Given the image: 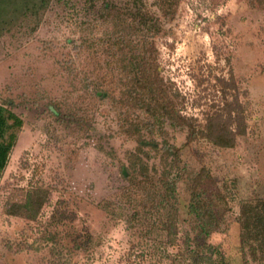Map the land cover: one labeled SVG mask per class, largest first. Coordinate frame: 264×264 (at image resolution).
Masks as SVG:
<instances>
[{
  "label": "rangeland",
  "instance_id": "1",
  "mask_svg": "<svg viewBox=\"0 0 264 264\" xmlns=\"http://www.w3.org/2000/svg\"><path fill=\"white\" fill-rule=\"evenodd\" d=\"M159 1L0 0V106L23 122L0 177V264H204L189 253L196 223L186 213L198 176L220 216L206 244L225 264H261L239 218L243 204L264 201V0H175L168 17ZM132 14L162 27L156 64L181 118L142 130L178 155V168L171 152L141 155L181 200L168 237L132 228L120 174L137 147L122 120L147 116L131 108L103 41L125 37ZM152 189L129 197L144 202Z\"/></svg>",
  "mask_w": 264,
  "mask_h": 264
},
{
  "label": "trees",
  "instance_id": "2",
  "mask_svg": "<svg viewBox=\"0 0 264 264\" xmlns=\"http://www.w3.org/2000/svg\"><path fill=\"white\" fill-rule=\"evenodd\" d=\"M158 5L164 11V16L168 17L174 13L173 6L176 3L175 0H160ZM130 16L126 23L125 29L128 32L125 37H116L103 41L108 45L105 53L118 57L116 59L118 61L117 68L125 75L121 80L127 82L126 94L131 108H133V102L147 116V120H137L134 119V116L130 119L126 115L124 120H122L125 122V134L135 136L137 147L135 151L128 155L129 163L128 165H122L120 174L124 180L130 182L126 196L128 204L130 203L134 211V217L130 218L132 228L142 235L151 233L160 235V233L165 232L168 237L171 234H175L176 227L172 219L174 220L177 216L178 207L171 217L168 215V210L173 207L174 203L180 206L181 200L177 194L175 183L168 180L166 175H160L157 178L153 173L150 174L149 165L142 159L141 155L145 153L147 157L149 152H161L169 155L171 152L174 157L170 164L171 168L177 167L178 155L172 149L166 148L165 145L164 147L160 146L159 141L153 137L146 139L142 130L148 131L149 134L153 135L155 131L163 130L164 123L174 126L178 124L181 118L174 116L172 105H170L171 101L163 88L162 78L156 64L157 52L154 48V38L160 34L162 27L155 20L151 21V19L143 16L139 17L140 19L135 23L136 15L132 14ZM136 32H140V38H138ZM96 95L102 99L107 96V93L106 91L98 90ZM22 123V120L12 111L0 106V177L6 167L9 154L15 145L16 130L22 127ZM221 138L219 137L218 140L221 141ZM216 142L218 143L219 141ZM144 148H147V151ZM203 179L200 176L196 180L192 179L190 200L186 205L187 215L196 223L193 228L194 235L189 244V253L195 256L194 259L199 263L225 264L220 251L206 244L207 237L218 230L220 216L218 211H214V204L203 197V191L196 188V184L203 182ZM194 181H196L195 185L193 184ZM137 186L147 187L148 191L153 187L150 194L151 198L148 197L144 202H134V199L129 197V189ZM220 199V197L217 198V200ZM146 203L151 205V207L149 211L141 214L138 209L142 211L148 210L144 206ZM160 208L162 209L161 215L166 217L165 219L164 217L163 219H157V222L153 219L155 217L153 211L159 214ZM143 220L150 221L149 227L142 225ZM239 222L242 243H250L254 253L258 250L262 256L259 257L261 264H264V201H258L254 205L247 202L243 204ZM137 226H140V228H137ZM142 226L145 228L144 230Z\"/></svg>",
  "mask_w": 264,
  "mask_h": 264
}]
</instances>
